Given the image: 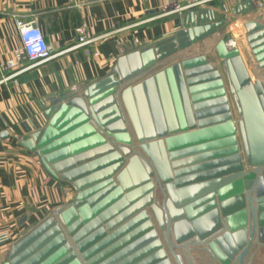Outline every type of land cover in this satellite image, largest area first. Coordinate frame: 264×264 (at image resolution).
Wrapping results in <instances>:
<instances>
[{
  "label": "water",
  "instance_id": "water-1",
  "mask_svg": "<svg viewBox=\"0 0 264 264\" xmlns=\"http://www.w3.org/2000/svg\"><path fill=\"white\" fill-rule=\"evenodd\" d=\"M252 1L236 10L253 11ZM209 21L193 15L185 47L228 23ZM246 26L264 69V26ZM215 48L220 65L200 54L163 68L155 46L131 52L46 110L48 126L22 144L77 195L0 264H245L264 245V85L239 48L226 39ZM122 92L135 95V129ZM247 264H264V250Z\"/></svg>",
  "mask_w": 264,
  "mask_h": 264
},
{
  "label": "crops",
  "instance_id": "crops-1",
  "mask_svg": "<svg viewBox=\"0 0 264 264\" xmlns=\"http://www.w3.org/2000/svg\"><path fill=\"white\" fill-rule=\"evenodd\" d=\"M176 2L185 5L187 0H0V62L13 58L23 47L17 18L35 21L52 51L59 54L0 86V234L11 236L0 244L2 256L40 222L51 215L58 216L59 209L77 195L70 182L50 174L41 157L22 144L32 134L25 135L20 127L28 116L46 114L53 103L83 94L89 86L112 74L122 56L148 46H155L157 55H167L163 68L182 57L200 54L220 65L222 60L215 46L221 39L232 38L235 45L231 48L240 49L254 82L264 85V69L259 68L247 41L246 26L250 22L264 26V7L253 4V11L242 13L236 9L245 0H208L199 7L178 11ZM193 15L209 17L206 24L226 16L228 23L185 47L188 37L179 35L187 30ZM78 29L85 30L88 38L102 39L71 49L79 41ZM3 76L0 73V79ZM123 93L121 101L131 129H135V95ZM6 130L9 138L1 136ZM160 155L159 152L157 157Z\"/></svg>",
  "mask_w": 264,
  "mask_h": 264
},
{
  "label": "built area",
  "instance_id": "built-area-1",
  "mask_svg": "<svg viewBox=\"0 0 264 264\" xmlns=\"http://www.w3.org/2000/svg\"><path fill=\"white\" fill-rule=\"evenodd\" d=\"M207 2L208 0H187L185 5L178 2L174 3V7L178 11H183L199 7ZM253 4L256 7H264V2L261 0H253ZM16 24L20 32L23 47L16 52L13 58L0 62V73L4 74L0 79V86L31 69L50 62L59 55L52 51L44 32L35 21H26L22 18H17ZM78 33L79 41L71 49H78L102 39V37L88 38L83 29H78ZM228 41L230 46L235 45L232 38ZM48 122L46 114L42 112L28 116L22 120L20 127L25 135H29L45 128ZM10 239L11 236L9 233L0 234V244L8 242Z\"/></svg>",
  "mask_w": 264,
  "mask_h": 264
},
{
  "label": "flooded vegetation",
  "instance_id": "flooded-vegetation-1",
  "mask_svg": "<svg viewBox=\"0 0 264 264\" xmlns=\"http://www.w3.org/2000/svg\"><path fill=\"white\" fill-rule=\"evenodd\" d=\"M256 248H260V249L264 250V245L261 246V245L255 243V244L252 246L250 253L245 257V264H247L248 259H249L250 257H254V252H255ZM238 264H239V263H238Z\"/></svg>",
  "mask_w": 264,
  "mask_h": 264
}]
</instances>
